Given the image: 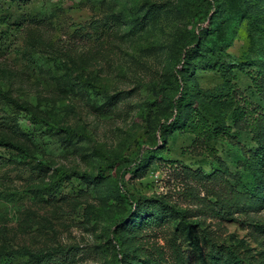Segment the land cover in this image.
Listing matches in <instances>:
<instances>
[{
    "label": "rangeland",
    "instance_id": "obj_1",
    "mask_svg": "<svg viewBox=\"0 0 264 264\" xmlns=\"http://www.w3.org/2000/svg\"><path fill=\"white\" fill-rule=\"evenodd\" d=\"M8 15L0 139L44 163L0 146V264H264L246 169L264 119L253 134L235 112L264 114V0H0ZM182 64L181 117L223 137L160 129Z\"/></svg>",
    "mask_w": 264,
    "mask_h": 264
},
{
    "label": "trees",
    "instance_id": "obj_2",
    "mask_svg": "<svg viewBox=\"0 0 264 264\" xmlns=\"http://www.w3.org/2000/svg\"><path fill=\"white\" fill-rule=\"evenodd\" d=\"M11 16H6L3 18L2 22L6 23L3 27H0V52L3 49H7L9 47L10 42V34H5L8 31V28H11L14 26L13 24H10V18ZM259 17V14L257 12L249 13L248 14V25L250 28H253L257 26V19ZM216 64L220 65L219 62ZM189 69V66L182 64L180 68H175L174 70V80L179 86L178 94L175 96L174 102H173V108L177 113L175 114V117L173 120L169 123H162L160 125L161 130H168L170 127L177 126V129H183L185 132L192 133L196 138H199L202 136L204 131H207L206 137L211 138L212 136H219L223 137V135L226 133V131L229 129L228 127H218L215 130H211L209 127V124L207 121L200 117L198 119L201 122L195 121L193 119V116L188 115L185 118H182L180 115V112L184 106H191V102L189 100V96L187 93L183 91L182 86V74ZM0 95L3 97H6V95L2 92H0ZM10 101H12V98H8ZM256 108V107H254ZM254 108H250L248 102L244 99L243 105H236L235 112L240 115H246L245 116V126L246 128L251 131L253 134L257 132V129L259 127L260 122L264 119V114L261 112H257ZM0 146L11 148L17 151V154L14 155V157L21 159V160H33L40 164H43L42 160L37 159L35 156H33L28 149L19 146L13 142L5 141L0 139ZM247 166L246 169L252 174L254 182L248 187L247 193L250 195H253L257 199L264 197V144H260L258 149L255 153H252L247 158ZM120 169V168H119ZM55 172L59 175L60 180H64L68 177H75L79 179L86 178L88 176H92L94 178L99 177L103 174L101 169L99 170L98 174H90L85 171H79V170H69V169H63L56 167L54 168ZM63 181V182H64ZM127 197H130V203L133 205V207L136 209V201L131 199V195L127 193ZM9 256V255H8ZM10 257V256H9Z\"/></svg>",
    "mask_w": 264,
    "mask_h": 264
}]
</instances>
